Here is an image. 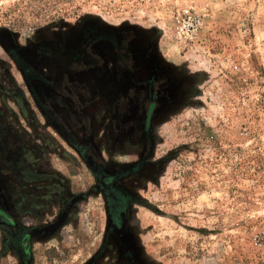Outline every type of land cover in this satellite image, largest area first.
I'll return each instance as SVG.
<instances>
[{"label":"rangeland","instance_id":"obj_1","mask_svg":"<svg viewBox=\"0 0 264 264\" xmlns=\"http://www.w3.org/2000/svg\"><path fill=\"white\" fill-rule=\"evenodd\" d=\"M0 200V264H264V0H0Z\"/></svg>","mask_w":264,"mask_h":264},{"label":"built area","instance_id":"obj_2","mask_svg":"<svg viewBox=\"0 0 264 264\" xmlns=\"http://www.w3.org/2000/svg\"><path fill=\"white\" fill-rule=\"evenodd\" d=\"M200 17L191 12L183 13L176 18L175 35L178 38H191L200 28Z\"/></svg>","mask_w":264,"mask_h":264},{"label":"flooded vegetation","instance_id":"obj_3","mask_svg":"<svg viewBox=\"0 0 264 264\" xmlns=\"http://www.w3.org/2000/svg\"><path fill=\"white\" fill-rule=\"evenodd\" d=\"M90 59L92 60L91 62L96 61L95 56L90 57ZM73 61H75L76 63H80L81 62L80 56L79 55L74 56ZM155 94L157 95V88L155 87V83L151 82L148 87V96H147L149 103H152L154 101ZM0 221H3L4 223H8V224L11 223V217L7 214L4 206L2 205L1 200H0Z\"/></svg>","mask_w":264,"mask_h":264}]
</instances>
